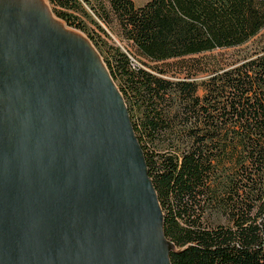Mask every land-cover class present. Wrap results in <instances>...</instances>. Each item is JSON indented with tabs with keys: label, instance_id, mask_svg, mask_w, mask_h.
Here are the masks:
<instances>
[{
	"label": "trees",
	"instance_id": "16d2710c",
	"mask_svg": "<svg viewBox=\"0 0 264 264\" xmlns=\"http://www.w3.org/2000/svg\"><path fill=\"white\" fill-rule=\"evenodd\" d=\"M49 2L124 95L172 264H264V0Z\"/></svg>",
	"mask_w": 264,
	"mask_h": 264
},
{
	"label": "water",
	"instance_id": "95a60500",
	"mask_svg": "<svg viewBox=\"0 0 264 264\" xmlns=\"http://www.w3.org/2000/svg\"><path fill=\"white\" fill-rule=\"evenodd\" d=\"M100 51L46 0H0V264H172Z\"/></svg>",
	"mask_w": 264,
	"mask_h": 264
},
{
	"label": "rangeland",
	"instance_id": "374dc122",
	"mask_svg": "<svg viewBox=\"0 0 264 264\" xmlns=\"http://www.w3.org/2000/svg\"><path fill=\"white\" fill-rule=\"evenodd\" d=\"M48 3H49V5H50V7L52 8V6H51V4H50V2H49V0H46ZM135 2H136V4H138V5H140V4H143V3H145L146 1H148V0H134ZM82 33V32H81ZM85 36H86V34L85 33H83ZM116 40H117V38H116ZM226 52H228V53H230L231 52V50H226Z\"/></svg>",
	"mask_w": 264,
	"mask_h": 264
}]
</instances>
